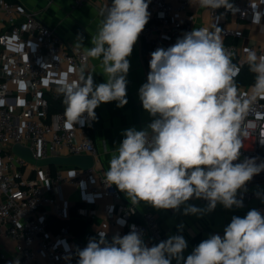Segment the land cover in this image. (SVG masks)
I'll return each instance as SVG.
<instances>
[{
    "label": "clouds",
    "instance_id": "9594fccd",
    "mask_svg": "<svg viewBox=\"0 0 264 264\" xmlns=\"http://www.w3.org/2000/svg\"><path fill=\"white\" fill-rule=\"evenodd\" d=\"M150 0H111L91 47L77 35L76 51L98 59L105 81L95 84L92 74L59 89L66 105V128L97 120L102 103L127 101L128 57L149 22ZM202 9L234 10L231 0H197ZM246 63L254 74L247 97L235 83L239 67L218 31L193 28L176 42L158 47L149 61L147 82L139 89L142 107L154 119L144 130L129 128L104 173V183L116 188L134 205L146 202L157 210L179 211L191 198L207 201L205 209L184 207L185 215L243 207L238 190L264 171L255 158L238 161L242 149L241 124L252 101L264 99V55L246 49ZM86 114V115H85ZM187 241L170 236L151 247L135 226L123 236L98 232L87 246L76 250L77 264H264V215L257 209L233 216L223 236L210 235L186 259ZM15 264H19L17 260Z\"/></svg>",
    "mask_w": 264,
    "mask_h": 264
},
{
    "label": "built area",
    "instance_id": "2783aa9c",
    "mask_svg": "<svg viewBox=\"0 0 264 264\" xmlns=\"http://www.w3.org/2000/svg\"><path fill=\"white\" fill-rule=\"evenodd\" d=\"M192 1L197 0H179L177 5L171 0H150V19L139 36L148 71L153 51L173 45L183 33L194 28V20L188 15ZM92 2L97 6L111 4V0H71V9ZM231 2L234 10L210 9L209 15L215 18L222 10L237 16L238 23L219 26L217 30L225 48L232 53V62L236 61L238 66L246 61L238 58V42L244 37L242 25L253 21L257 2ZM0 12L3 13L0 17V264H15L17 260L19 264H77L76 250L87 244L80 242L67 224L69 206L56 195L55 189L62 182L77 181L80 174L92 177L95 166L88 171H77L75 177H65L61 167L55 166L53 171L51 166L30 165L15 155L12 148L16 144L27 147L36 159L89 155L95 164L101 161L93 121L82 120L81 124L66 128L64 111L52 113L46 93L50 83L64 74L66 68L73 71L65 74L70 75V80L75 78V71H84L89 57L82 49L76 51L37 13L18 3L0 0ZM251 49L264 55V45ZM236 85L240 95L247 97L252 84ZM241 130L247 135H242L241 155L233 163L246 158H255L257 164L264 162V99L251 102ZM261 182L264 171L239 191L238 199H242L243 207L262 198V193L254 189ZM101 184L106 201L100 232H107L109 241L114 235L128 234L133 225L151 246L162 240L155 214L140 212L137 205L123 201L122 192L115 185L107 186L103 175ZM90 191L99 194L98 188ZM81 218L98 220L93 214ZM58 222L63 225L55 229ZM8 242L14 244L12 256L6 255Z\"/></svg>",
    "mask_w": 264,
    "mask_h": 264
},
{
    "label": "crops",
    "instance_id": "0c3cea01",
    "mask_svg": "<svg viewBox=\"0 0 264 264\" xmlns=\"http://www.w3.org/2000/svg\"><path fill=\"white\" fill-rule=\"evenodd\" d=\"M19 5L23 6L28 11L37 13L48 25L55 28L62 38L73 45L77 39V35L84 38V48H90L91 37L96 34L100 20L99 11L102 7L96 3L77 9H71V0H14ZM172 4L177 5L179 0H171ZM256 10L253 21L249 24L242 25L244 37L238 42V58L246 59V49L258 48L264 45V0H256ZM210 9H202L198 6L197 1H192L188 15L194 20V28L207 27L211 31H218L219 26H229L238 23V18L234 13H224L222 10L215 18L209 15ZM0 17L3 13L0 12ZM82 50H84L82 48ZM260 55V54H258ZM130 61V69L127 74V101L123 107H117V102L102 103L95 109L97 120L93 121V132L97 146L101 152V161L95 164L92 177L87 178L80 174L77 181L62 182L56 189V195L67 202L69 220L85 214H93L98 217L95 222L86 221V234L80 242L88 243L90 238L97 236L100 232L102 223V208L105 203L103 192L105 189L101 184V176H104L105 171L109 166V160L115 154V149L124 139L123 132L129 128L136 130H144L152 122V117L142 107V102L139 99V89L147 82L149 73L146 55L143 47L140 44L138 37L137 43L133 47V52L128 57ZM245 62V61H244ZM71 70L66 68L65 73L56 76L55 81L47 87V95L55 96L60 94L59 89L65 83H70L73 80H79L81 76L92 74L95 84H100L105 81L102 74L101 62L98 59L89 58L88 66L84 71H75L74 79L70 80V75L66 73ZM73 74V71H71ZM65 75V76H64ZM64 100V97H63ZM19 108L16 109L18 111ZM62 175L65 177H75L77 171L82 169L74 166H64L60 168ZM91 188H98L99 194H93ZM262 193V198L252 201L247 207L225 209L222 205L217 204L216 208L211 212H206L201 215H185L184 207L186 205H194L201 209H205L207 201L203 199H190L186 205H182L179 211L168 209L157 210L146 202H140L138 206L140 212H151L158 218L163 238L161 241L167 240L170 236L182 235L187 241V248L183 256L191 254L193 249L198 244L209 238L210 235L220 234L223 236L224 228L231 222L233 216L244 217L248 211L257 209L264 215V182L259 183L255 188ZM237 193V198L239 195ZM123 195V201L131 202ZM82 219V218H81ZM83 220V219H82ZM160 241V242H161ZM147 246H151L145 242ZM14 244L8 242L6 244V255L12 256ZM172 264H177L175 259Z\"/></svg>",
    "mask_w": 264,
    "mask_h": 264
},
{
    "label": "trees",
    "instance_id": "16d2710c",
    "mask_svg": "<svg viewBox=\"0 0 264 264\" xmlns=\"http://www.w3.org/2000/svg\"><path fill=\"white\" fill-rule=\"evenodd\" d=\"M9 2H15L14 0H7ZM234 64H236V61L233 62ZM239 67V72L236 76V83L238 85H244V86H248L254 83V74L251 73L249 71L248 65L245 62H243L242 64H238ZM48 101H49V105H50V110L51 112H60V111H65V107L66 105L64 104V100H63V96L61 94L55 95V96H48ZM51 169L53 171H55L56 167L55 166H51ZM67 224H69L71 230L74 232V234L76 236H78L79 238L83 239L84 235L86 234V228H87V222L82 220L79 217H74L72 218L69 222H67ZM63 223L62 222H58L54 225V228L57 229L59 226H62ZM87 244V243H85Z\"/></svg>",
    "mask_w": 264,
    "mask_h": 264
},
{
    "label": "water",
    "instance_id": "95a60500",
    "mask_svg": "<svg viewBox=\"0 0 264 264\" xmlns=\"http://www.w3.org/2000/svg\"><path fill=\"white\" fill-rule=\"evenodd\" d=\"M12 151L15 155L26 161L30 165H35L37 167L45 166H74L82 169L83 171H88L94 168L95 160L89 155H76L70 157H52L46 159H36L30 149L24 147L20 144L13 146Z\"/></svg>",
    "mask_w": 264,
    "mask_h": 264
},
{
    "label": "rangeland",
    "instance_id": "374dc122",
    "mask_svg": "<svg viewBox=\"0 0 264 264\" xmlns=\"http://www.w3.org/2000/svg\"><path fill=\"white\" fill-rule=\"evenodd\" d=\"M25 175H26V176H28V173H27V172H25Z\"/></svg>",
    "mask_w": 264,
    "mask_h": 264
}]
</instances>
